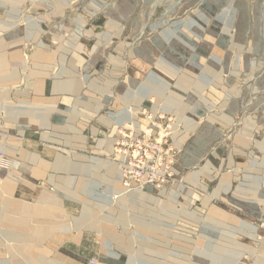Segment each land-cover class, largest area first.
Listing matches in <instances>:
<instances>
[{"label":"rangeland","instance_id":"obj_1","mask_svg":"<svg viewBox=\"0 0 264 264\" xmlns=\"http://www.w3.org/2000/svg\"><path fill=\"white\" fill-rule=\"evenodd\" d=\"M0 264H264V0H0Z\"/></svg>","mask_w":264,"mask_h":264},{"label":"bare ground","instance_id":"obj_2","mask_svg":"<svg viewBox=\"0 0 264 264\" xmlns=\"http://www.w3.org/2000/svg\"><path fill=\"white\" fill-rule=\"evenodd\" d=\"M67 164V163H66ZM82 164V163H81ZM78 168L79 169H82V168H84V166L82 165V166H78ZM7 188H9V187H7ZM7 193H9L10 195H13V191L11 190V189H9L8 190V192ZM15 206L13 205H11V203L9 202V204H8V208H14ZM22 211H31L27 206H24L22 209H21ZM32 212H34V211H32Z\"/></svg>","mask_w":264,"mask_h":264}]
</instances>
